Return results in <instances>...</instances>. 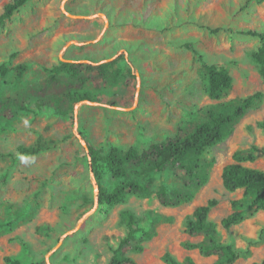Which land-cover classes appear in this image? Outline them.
Instances as JSON below:
<instances>
[{"label": "rangeland", "instance_id": "rangeland-1", "mask_svg": "<svg viewBox=\"0 0 264 264\" xmlns=\"http://www.w3.org/2000/svg\"><path fill=\"white\" fill-rule=\"evenodd\" d=\"M12 0H0V15ZM264 33V0H33L0 27V264H109L111 246L128 234L124 213L138 230L125 255L136 264H215L188 250L204 234L187 233L196 208L218 201L209 215L219 242L239 252L235 264L264 259V211L251 208L242 190L230 192L223 169L240 151L246 165L264 171V76L253 54ZM63 63L83 66L78 72ZM111 63L101 75L99 65ZM206 64L231 74L232 88L219 100L207 94ZM24 70L21 75L18 67ZM119 75L115 78L116 72ZM262 92L220 143L200 158L201 182L168 168L145 174L126 166L114 179L93 174L85 144L105 156L112 148L147 151L184 137L225 103ZM92 101L74 103L77 94ZM45 146L26 155L21 147ZM88 148V146H87ZM152 179L151 195L130 193L116 206L101 204L99 184L109 191L128 180ZM168 189V204L158 192ZM233 201L243 207L236 210ZM242 221L230 229L232 213Z\"/></svg>", "mask_w": 264, "mask_h": 264}, {"label": "trees", "instance_id": "trees-1", "mask_svg": "<svg viewBox=\"0 0 264 264\" xmlns=\"http://www.w3.org/2000/svg\"><path fill=\"white\" fill-rule=\"evenodd\" d=\"M33 0H12L0 15V27L22 7ZM261 41L260 48L253 54L255 61L264 76V33H253ZM111 63L100 64L101 75L107 72ZM82 64L63 63L62 69L67 72H78ZM18 71L24 70L19 66ZM205 72L207 77V94L212 100L219 101L232 88L234 80L231 74L223 67L214 64H206ZM9 68L5 64H0V75L6 77ZM119 75L116 72L115 78ZM263 93L258 92L241 100H233L222 105L219 109L209 112V119L199 123L192 132L184 137L172 139L163 144H153L149 150L140 152L135 148H130L122 152L117 148H112L105 156L101 149L93 144H87L86 156L89 166L97 179H101V169L105 167L111 176L116 180H123L127 177L126 166L137 164L145 167L143 172L162 173L168 168L180 169L185 171L193 179L205 182L206 174L199 168L201 156L210 148L222 142L233 130L234 126L249 112L255 103L262 99ZM92 101L88 93L77 94L73 98L74 103ZM46 150L45 146L21 147L19 152L26 155L38 154ZM256 160L253 154L236 152L233 162L226 165L223 169L222 180L226 190L236 192L242 190L244 198L247 199L249 206L259 211H264V171L246 165L247 162ZM152 179L148 181L128 180L121 183L113 190L99 184L98 200L101 204L116 206L123 202L130 193L138 194L143 197L151 195ZM159 199L163 204H168V189L161 186L158 192ZM218 201L212 199L206 205L196 208L193 215L187 221V233L191 236L204 234L207 239L200 243H186L188 250H198L205 257L216 256L215 264H235L239 259V252L229 244L221 243L215 235V226L209 221L211 210L216 207ZM234 210L243 207L240 201H233ZM123 218L127 224L128 234L116 247L111 246L112 256L109 264H136V262L125 255V248L131 245L136 233L135 219L131 212H126ZM242 216L234 212L222 220V225L230 229L242 221ZM167 264H179L170 254L166 255ZM8 264H23L17 259L6 257ZM183 264H197L192 257H186ZM264 264V259L260 263Z\"/></svg>", "mask_w": 264, "mask_h": 264}, {"label": "water", "instance_id": "water-1", "mask_svg": "<svg viewBox=\"0 0 264 264\" xmlns=\"http://www.w3.org/2000/svg\"><path fill=\"white\" fill-rule=\"evenodd\" d=\"M90 102V101H89ZM86 150H88L87 148V144H85ZM97 192H99V188H97Z\"/></svg>", "mask_w": 264, "mask_h": 264}]
</instances>
